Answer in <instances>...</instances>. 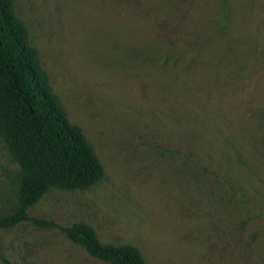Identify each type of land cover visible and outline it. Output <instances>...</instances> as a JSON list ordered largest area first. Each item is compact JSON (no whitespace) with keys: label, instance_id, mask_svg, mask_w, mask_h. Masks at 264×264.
<instances>
[{"label":"rangeland","instance_id":"1","mask_svg":"<svg viewBox=\"0 0 264 264\" xmlns=\"http://www.w3.org/2000/svg\"><path fill=\"white\" fill-rule=\"evenodd\" d=\"M8 2L104 170L29 215L145 264H264V0ZM16 169L0 139V212ZM0 264L109 263L24 221L0 228Z\"/></svg>","mask_w":264,"mask_h":264},{"label":"trees","instance_id":"2","mask_svg":"<svg viewBox=\"0 0 264 264\" xmlns=\"http://www.w3.org/2000/svg\"><path fill=\"white\" fill-rule=\"evenodd\" d=\"M8 1L0 0V139L17 169L15 202L0 212V228L24 221L52 225L103 262L145 264L138 248L103 243L84 222L59 226L29 215V209L53 189H90L104 170L82 130L69 122ZM209 172L220 179L210 168Z\"/></svg>","mask_w":264,"mask_h":264}]
</instances>
